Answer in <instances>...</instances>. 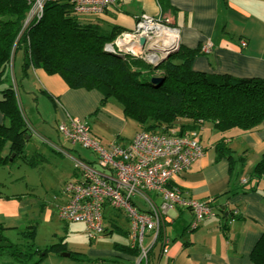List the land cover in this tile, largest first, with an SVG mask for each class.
<instances>
[{"label":"crops","instance_id":"crops-1","mask_svg":"<svg viewBox=\"0 0 264 264\" xmlns=\"http://www.w3.org/2000/svg\"><path fill=\"white\" fill-rule=\"evenodd\" d=\"M143 14L169 18L171 25L179 29L180 48H200L193 63L195 71L213 78L227 75L264 79V0H114L100 21L107 27L131 31L136 19ZM205 42L211 44L209 52L201 49ZM21 65L22 58L17 59L15 55L14 80L17 83L18 77L22 76L20 88L26 97V113L36 121L30 122L31 127L67 153H56L44 144L51 153L63 159L61 163L46 156L42 150L37 153L50 165V175L56 173L49 179V185H55L61 176L64 177L63 184L74 177L73 157L92 164L101 173L95 160L82 157L78 145L69 144L58 134L60 123L67 124L69 118L85 121L105 148L129 144L140 130L136 122L123 116L120 106L116 109L107 100L100 108L103 97L100 91L69 88L61 77L48 75L41 69H30L24 77ZM17 89L19 92V87ZM30 101L36 106L32 115ZM42 118L56 123L53 127L56 135L49 126L41 123ZM4 123L0 113V125ZM230 135L225 142L234 158H241L239 165H233L230 171L228 161L218 158L214 148L216 134L207 124L198 135L204 154L187 171L170 181V186L182 190L185 197L209 202L216 217L188 230L193 218L191 211L175 207L171 222L164 223L162 228L169 240L167 253L161 254V242L152 244L149 235L143 240V245L149 247L148 264H253L250 254L264 231V186L260 185L262 178L258 181L252 178L250 185L248 180L255 163L264 153V122L258 130L234 131ZM250 155L254 158L249 167ZM243 163H247V167H240ZM55 199L59 201L54 210L57 214V206L68 198L62 193ZM20 201L14 197L0 198V222H11L9 220L20 216ZM46 210V218H49L51 208ZM122 217L123 220H119L109 216L105 225L107 233L96 238L90 248L94 259L89 264H134L135 256L123 250L129 246V223L125 216Z\"/></svg>","mask_w":264,"mask_h":264},{"label":"trees","instance_id":"trees-1","mask_svg":"<svg viewBox=\"0 0 264 264\" xmlns=\"http://www.w3.org/2000/svg\"><path fill=\"white\" fill-rule=\"evenodd\" d=\"M72 5L68 0L47 4L42 18L31 21L23 29L28 0H0V113L5 120L0 125V169L22 155L26 141L32 137L31 124L22 117L13 89L14 85L18 87L13 76L17 52L22 54L24 77L30 69H41L48 75L61 77L69 88L96 89L103 96L100 106L113 98L123 116L148 133L168 134L173 129L177 135L196 133L198 138L202 127L211 125L216 134L214 148L218 158L228 161L230 171L241 161L234 158L225 141L234 131L249 133L258 130L264 122V79L227 75L213 78L195 71L193 63L200 48H180L156 67L139 59L111 55L103 51L104 45L113 42L123 29L105 26L100 21L105 13L86 18L77 14ZM154 72L163 79L151 82ZM252 178L257 181L264 178V153L255 163L248 185ZM0 198H3L1 193ZM106 209L104 225L111 216L105 214ZM5 229L0 226V256L7 251L13 257L17 249L2 235ZM28 229L24 237L33 240L35 226ZM106 233L107 229L103 235ZM123 250L137 255L129 246ZM65 251L61 239L49 249H36L34 253L45 257L49 252ZM250 260L253 264H264V231Z\"/></svg>","mask_w":264,"mask_h":264},{"label":"built area","instance_id":"built-area-1","mask_svg":"<svg viewBox=\"0 0 264 264\" xmlns=\"http://www.w3.org/2000/svg\"><path fill=\"white\" fill-rule=\"evenodd\" d=\"M58 1L61 0H28L23 29L31 21L42 18L47 4ZM68 1L77 14L86 18L101 16L114 3V0ZM161 38L167 40L160 41ZM140 39L145 40L143 47L139 45ZM156 44H179V29L172 26L164 15L151 17L143 14L136 19L133 32L121 34L114 47L105 45L104 51L122 59L130 56L156 65L163 58L160 51L153 49ZM210 48V42H205L201 49L209 52ZM13 89L16 96L17 87L14 85ZM24 116L22 113L27 122ZM30 129L31 135L41 143L56 153L67 155L61 146L39 135L32 127ZM57 132L69 144L78 145L95 156V163L101 170L100 173L85 160L73 157L76 176L63 185V194L68 199L57 206L58 218L65 223L83 224L86 236L94 240L105 230L104 209L122 213L129 223V247L137 251L134 264H148L149 247L143 245L147 235L152 244L161 242V254L167 253L169 240L162 228L164 223L171 222L175 207L191 211L193 218L188 230L216 217L209 202L185 197L182 190L170 186L175 176L187 171L204 154L196 133L177 135L171 129L168 134H154L139 130L129 144L105 148L81 119L69 118L67 124L57 125Z\"/></svg>","mask_w":264,"mask_h":264},{"label":"rangeland","instance_id":"rangeland-1","mask_svg":"<svg viewBox=\"0 0 264 264\" xmlns=\"http://www.w3.org/2000/svg\"><path fill=\"white\" fill-rule=\"evenodd\" d=\"M133 31L134 29L131 31L123 30L117 35L113 42L106 43L105 45H112L114 47L113 44L118 36L123 33H130ZM16 56L17 59L22 58L21 52H17ZM127 58L137 59L130 56ZM163 61L165 60H162L161 62ZM150 66L156 67L157 64ZM151 76L152 78H162L161 74L158 72H154ZM21 79L22 76L18 77L17 80V83L19 84V92L16 95V99L21 106L22 113L24 110L26 116L24 117L29 121V123H36V121H34V119L31 120V116H28L26 113L27 110L24 99L26 97L23 96V91L20 88ZM107 100H109V105L113 104L116 109L119 108V103L113 98H108ZM30 104L32 107V115V112H36V106L35 103L32 104L31 101ZM100 108L103 107L100 106ZM44 112L46 111L44 110ZM52 113L53 111L50 113V116ZM41 123L49 126L50 130L55 134L53 129V127L56 125L55 122L52 124V122L50 123L49 121L42 118ZM38 131L40 132V130ZM46 148L47 147H45V145L37 138H29V140L26 141L24 153L15 157L13 161H9L5 168L0 169V193L3 199L14 197L21 200L20 216L16 219L9 220L11 222H0V226L6 228L5 230H2V235L8 240L10 244L16 246L17 249L16 255L13 257L7 251H4L0 256V264H33L39 259L40 261L38 264H89L93 261L92 259H94V256L90 252V248L95 244V239L90 240L86 236L84 225L81 223H65L57 217V214L54 211L55 204H58L59 202L55 198H60L61 194L63 193V188L61 185L63 184L62 182L64 177L62 178L61 176L60 179L56 181L55 185H49V179L55 177L56 173H53V176L50 175L48 171L50 165L47 161L36 154L42 150L46 156H50L58 163H61L63 159L60 156L51 153V151ZM78 152L82 157L95 160V156L80 146H78ZM235 158H238V156ZM253 158L254 157L251 155L248 157L247 163H249V167L253 161ZM247 163L244 165V167H247ZM237 165H239V163ZM260 185L261 187L264 186V178L261 179ZM140 206L143 207V204L140 203ZM47 207H50L51 210L49 211L52 212L49 218H46L45 215L48 211L46 210ZM106 213L117 217L115 219L123 220L124 218L122 217V213L115 210H110L109 208L105 210V214ZM0 220H2L1 217ZM29 226H35L33 240L24 237L25 232L29 230ZM61 239H63V243L67 249V251L61 253L69 254L68 257L61 256V253L56 254L53 252H49L45 257H39V255L34 253V250L36 249H49L50 246L58 243Z\"/></svg>","mask_w":264,"mask_h":264},{"label":"water","instance_id":"water-1","mask_svg":"<svg viewBox=\"0 0 264 264\" xmlns=\"http://www.w3.org/2000/svg\"><path fill=\"white\" fill-rule=\"evenodd\" d=\"M145 44V40L144 39H140L139 40V45L141 47H143ZM154 50H158L162 53L163 58L161 60H168L171 56H173L174 54H176L179 49H180V44H166V45H160V44H156L153 48ZM150 50V49H149ZM163 78L161 77H154L151 78V82L153 83H157L159 81H161ZM28 139V138H26ZM14 157V154L11 155V158ZM10 158V160H11ZM61 256H69V254L67 253H61Z\"/></svg>","mask_w":264,"mask_h":264},{"label":"bare ground","instance_id":"bare-ground-1","mask_svg":"<svg viewBox=\"0 0 264 264\" xmlns=\"http://www.w3.org/2000/svg\"><path fill=\"white\" fill-rule=\"evenodd\" d=\"M167 39L166 38H161V40L160 41H166Z\"/></svg>","mask_w":264,"mask_h":264}]
</instances>
